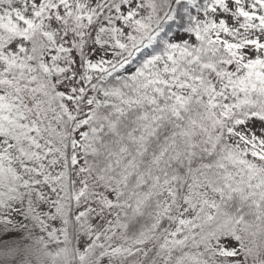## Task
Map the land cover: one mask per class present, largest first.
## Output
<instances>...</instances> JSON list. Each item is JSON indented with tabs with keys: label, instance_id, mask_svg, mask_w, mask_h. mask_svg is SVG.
Here are the masks:
<instances>
[{
	"label": "snow or ice",
	"instance_id": "obj_1",
	"mask_svg": "<svg viewBox=\"0 0 264 264\" xmlns=\"http://www.w3.org/2000/svg\"><path fill=\"white\" fill-rule=\"evenodd\" d=\"M0 264H264V0H0Z\"/></svg>",
	"mask_w": 264,
	"mask_h": 264
}]
</instances>
